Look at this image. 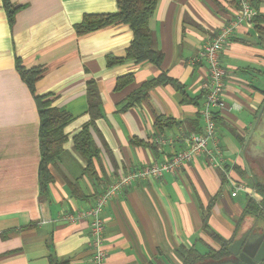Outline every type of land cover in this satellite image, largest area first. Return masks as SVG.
<instances>
[{
	"label": "crops",
	"instance_id": "obj_1",
	"mask_svg": "<svg viewBox=\"0 0 264 264\" xmlns=\"http://www.w3.org/2000/svg\"><path fill=\"white\" fill-rule=\"evenodd\" d=\"M19 7L10 23L0 0V264H91L89 219L67 222L66 212L92 205L123 173L162 162L203 128L201 84L207 66L204 44L239 9L238 0H158L149 27L159 66L124 58L134 33L129 24L78 35L86 14L118 10L116 0H10ZM251 3V0H248ZM259 12L264 14V0ZM239 25L220 52L225 106L217 113V138L226 161L206 156L160 178L135 181L105 206V264H183L187 251L222 249L247 230L264 232V216L248 213L264 185V23ZM42 72L35 94L72 116L67 141L50 165L52 181L40 193V116L16 66ZM132 80L118 88V79ZM147 97L129 103L147 81ZM97 90L98 115L90 112L89 88ZM158 117L172 123L161 128ZM98 154L91 163L76 148L84 127ZM238 185L243 188L238 189ZM236 191V195L232 193ZM206 217L207 224L206 227ZM230 249V248H229ZM204 258L195 264H223Z\"/></svg>",
	"mask_w": 264,
	"mask_h": 264
},
{
	"label": "trees",
	"instance_id": "obj_2",
	"mask_svg": "<svg viewBox=\"0 0 264 264\" xmlns=\"http://www.w3.org/2000/svg\"><path fill=\"white\" fill-rule=\"evenodd\" d=\"M118 10L111 13L103 14H86L81 23L76 26L78 35H85L96 30L115 25L120 23L129 24L134 33V38L130 46L126 50L124 58H115L114 56L108 57L110 65L122 62L128 59H134L137 62L150 61L155 66H159L163 60L161 52L154 48V35L149 27V21L154 14L158 0H116ZM8 19L10 23L14 22L15 14L19 7H15L10 0H3ZM252 6L257 10V15L254 18L257 29L262 30L261 25L264 23V14L259 12L260 0H251ZM16 66L22 79L27 83L30 90L35 94V84L41 75L42 70L39 67L27 68L22 61L18 58ZM132 80V75L120 77L117 82V87L120 88L126 85L127 82ZM158 81H147L141 88L136 90L130 95L128 104L145 99L148 90L154 86ZM35 100L37 103L39 116H40V152L41 161L39 166V181L40 193L45 194L48 190V184L52 181L50 172V165L55 162L63 151L64 143L68 139V135L64 132L65 125L71 120L72 116L66 111L59 109L52 105V100L48 94L36 95ZM89 102L90 112L93 117L98 115L97 108L99 99L97 90L91 86L89 88ZM172 121L166 117H158L156 124L158 127L164 125H171ZM74 141L76 148L87 159L88 163L94 156L98 154V149L94 144L93 138L89 131V126L84 127L78 134L75 135ZM259 194L262 196L261 201L258 203L250 198L248 202V213L264 216V185L257 183ZM206 227L207 217H206ZM220 239L222 249L214 251L211 250L208 254H201L196 249L191 248L187 251V256L183 264H195L204 258L220 259L224 256L231 254L229 244L231 241ZM261 264H264L262 262Z\"/></svg>",
	"mask_w": 264,
	"mask_h": 264
},
{
	"label": "built area",
	"instance_id": "obj_3",
	"mask_svg": "<svg viewBox=\"0 0 264 264\" xmlns=\"http://www.w3.org/2000/svg\"><path fill=\"white\" fill-rule=\"evenodd\" d=\"M239 9L231 21L225 24L203 46L199 53V60L207 66V76L201 84L203 92V105L200 110L203 128L199 133H192L185 137V146L162 162H153L143 167L123 173L110 184L89 207L82 208L76 213L66 212L62 219L75 222L79 219H89L90 237L89 245L92 252L91 264H105L108 249L105 240L106 222L102 212L109 201L121 193L135 181L149 178H160L166 172L174 173L184 164L200 156H206L211 166L222 167L226 161L223 149L217 138V113L225 106V71L220 62V52L235 29L242 24L252 23L257 10L248 0H238ZM238 189L243 185H238ZM236 195V191L232 193Z\"/></svg>",
	"mask_w": 264,
	"mask_h": 264
},
{
	"label": "water",
	"instance_id": "obj_4",
	"mask_svg": "<svg viewBox=\"0 0 264 264\" xmlns=\"http://www.w3.org/2000/svg\"><path fill=\"white\" fill-rule=\"evenodd\" d=\"M237 246L234 250L233 247ZM231 252L238 255L241 261L246 258L252 262L247 264H260L264 261V232L257 235L254 231H247L240 239H236L230 246ZM242 249V252H239ZM253 249V250H252Z\"/></svg>",
	"mask_w": 264,
	"mask_h": 264
},
{
	"label": "flooded vegetation",
	"instance_id": "obj_5",
	"mask_svg": "<svg viewBox=\"0 0 264 264\" xmlns=\"http://www.w3.org/2000/svg\"><path fill=\"white\" fill-rule=\"evenodd\" d=\"M258 235V234H257ZM259 235H262V233H259ZM237 249V246H235L234 247V250H236ZM242 249H240V251H241ZM253 250V249H252ZM239 251V252H240ZM232 256H234L235 258L234 259H232L231 261H229V262H226V263H223V264H247V262L249 263H251L252 261L250 260V259H247L246 258V260L245 261H241L239 258H238V255H234L233 253H232ZM264 262V261H263ZM222 264V263H221ZM261 264V263H260Z\"/></svg>",
	"mask_w": 264,
	"mask_h": 264
},
{
	"label": "rangeland",
	"instance_id": "obj_6",
	"mask_svg": "<svg viewBox=\"0 0 264 264\" xmlns=\"http://www.w3.org/2000/svg\"><path fill=\"white\" fill-rule=\"evenodd\" d=\"M248 231L251 232V231H253V229H250V230H248ZM246 232H247V230L242 234V236H243ZM254 232H255V231H254ZM255 233H257V232H255ZM257 234L259 235V233H257ZM242 236H241V237H242ZM241 237H240V238H241ZM240 238H239V239H240ZM234 247H235V246H234ZM234 247H233V249H234ZM230 251H231V250H230ZM240 252H242V250H241ZM233 257H234V256H233ZM234 258H235V257H234Z\"/></svg>",
	"mask_w": 264,
	"mask_h": 264
}]
</instances>
